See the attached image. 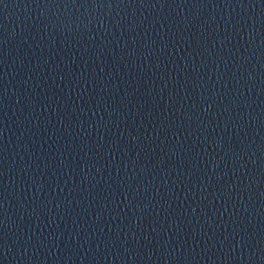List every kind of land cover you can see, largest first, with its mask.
Wrapping results in <instances>:
<instances>
[{
    "label": "water",
    "instance_id": "95a60500",
    "mask_svg": "<svg viewBox=\"0 0 264 264\" xmlns=\"http://www.w3.org/2000/svg\"><path fill=\"white\" fill-rule=\"evenodd\" d=\"M0 264H264V0H0Z\"/></svg>",
    "mask_w": 264,
    "mask_h": 264
}]
</instances>
